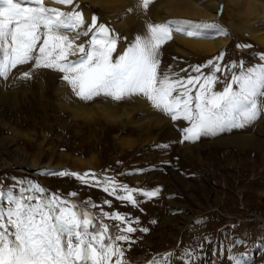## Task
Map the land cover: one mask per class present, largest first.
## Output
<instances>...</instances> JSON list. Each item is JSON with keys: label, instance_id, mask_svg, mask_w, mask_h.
<instances>
[{"label": "rangeland", "instance_id": "374dc122", "mask_svg": "<svg viewBox=\"0 0 264 264\" xmlns=\"http://www.w3.org/2000/svg\"><path fill=\"white\" fill-rule=\"evenodd\" d=\"M44 4L61 11L82 12L86 26L96 15L98 23L119 36L114 59L134 42L135 35L129 38L120 24L88 0L74 2V8L56 0ZM222 16V22L232 32L228 44L219 51L200 55L177 42L173 50L170 40L161 49V69L179 73L185 79L197 75L193 71L196 66L207 74L208 61L215 62L221 53L222 68L232 62L242 61L245 66L261 63L258 55L253 58L254 54H264V47L255 38V24L245 21L235 29L229 11ZM61 34L74 37L71 32ZM89 38L81 36L77 43H85ZM32 67L31 63L18 65L7 79L0 77V142H13L32 155L45 148L53 163L82 158L93 166L82 170L68 165L32 170L0 168V189L12 188L18 194L28 182L39 184L49 194L87 206L98 226L101 222L108 225L107 235L113 238L127 224L114 221L112 214L125 216L137 228L133 233H125L130 236L129 241L117 242L126 264H148L168 252L175 253L170 264H189L180 259L185 249L196 250L194 255L198 259L193 264H233L228 255L239 253L245 254L246 264H264V114L244 129L181 143L183 133L179 129L188 127L187 121H171L164 115L157 121L158 113H149L148 105L140 99L112 103L101 99L81 102L74 98L69 103L64 98L71 94L61 83V73L41 68L33 71L30 78L22 79V74ZM232 71L238 72V68ZM231 74L227 73L229 77ZM222 88L223 83L215 85L217 91ZM98 107L115 111L120 119L107 122ZM85 112L92 117L88 119ZM238 137L241 143L231 142ZM165 144L167 148L157 147ZM21 158L27 165L25 156L16 159ZM62 170L89 173L86 179L94 180V184L86 185L71 175L47 174ZM114 185L116 196L112 195ZM125 185L134 190L137 206L117 198L126 195ZM106 186L108 192L103 190ZM155 189H159L155 197L142 195L143 191ZM143 228L149 231L139 230ZM237 239L244 243L235 244Z\"/></svg>", "mask_w": 264, "mask_h": 264}, {"label": "snow or ice", "instance_id": "6c2138e0", "mask_svg": "<svg viewBox=\"0 0 264 264\" xmlns=\"http://www.w3.org/2000/svg\"><path fill=\"white\" fill-rule=\"evenodd\" d=\"M56 2L75 7L74 0ZM154 3L155 0H135L134 8L126 11L145 13ZM97 21L98 17L93 15L86 26L82 12L50 8L44 0H0V77L7 79L12 69L31 63L32 69L21 78H30L33 71L41 68L58 71L62 74L61 83L71 94L64 98L69 103L74 98L81 102L101 99L112 103L143 100L150 109L171 121L188 122V127L179 129L183 133L181 143L244 129L264 114V54H254L253 58L258 55L261 63L245 66L242 61L232 62L222 68L221 53L215 62L208 61L207 74L196 66L193 71L197 75L186 79L179 73L161 69L162 46L172 39L174 31L200 37L197 28L214 27L219 34L227 35L218 23H200L185 31L170 25H193V21L145 22L143 34L135 36L134 42L114 59L119 36ZM65 31L74 33V37L62 35ZM81 36L90 38L77 43ZM233 68H238V72H233ZM228 72L232 73L230 77ZM220 83L222 90H215ZM47 174L71 175L86 185L94 184V180L86 179L89 173L62 170ZM123 189L126 195L117 198L137 206L134 190L126 185ZM103 190L108 192L109 188ZM142 195L155 197L159 189L143 191ZM111 218L127 224L123 232L118 229L115 238L107 235V224L97 225L87 206L49 194L39 184L28 182L18 194L12 188L0 189V264H126L117 242L129 241L130 236L125 233H133L137 228L118 213ZM195 251L185 249L180 259L193 264L198 259ZM174 256L175 253L168 252L148 264H170ZM227 259L233 264H246L243 253L230 254Z\"/></svg>", "mask_w": 264, "mask_h": 264}, {"label": "bare ground", "instance_id": "6f19581e", "mask_svg": "<svg viewBox=\"0 0 264 264\" xmlns=\"http://www.w3.org/2000/svg\"><path fill=\"white\" fill-rule=\"evenodd\" d=\"M45 1L49 2L50 0H44V3ZM76 1L80 3L84 0H74V2ZM88 1L101 7L110 20L112 19L115 23L120 24L129 38H132L134 35H142L145 30V22L149 20H156L159 23L169 20L193 21V25H170L172 28L182 27L185 31L193 29L200 23H218L226 30L227 35L219 34L218 30L214 27L197 28V30L201 32L200 37H189L183 33L173 32L171 39L173 50L175 49L174 42H177L200 55H208L215 50L219 51L224 45L230 42L232 37L230 27L229 25L226 26L221 20V17L223 18L222 14L229 11L233 17L234 22L233 20L231 22L235 24V29L240 25L243 26L245 21L255 24L253 30H256V41L264 47V0H260V3L256 4L254 7L249 6V0H155V3L150 6L149 10L145 13L126 11L128 8H134L135 0ZM146 109L149 113L155 114L154 110L150 109L148 106ZM98 110L99 114L103 116L107 122H114L120 119L113 110H108L105 107H98ZM84 114L88 119L92 117L89 113L85 112ZM126 115H128V113H126ZM155 116L157 117V121L162 118L161 114H155ZM128 122L133 124L132 119H129ZM231 142L235 144L241 143L240 137L232 139ZM45 153L46 149L44 148L40 149L35 155L27 154L24 150L16 147L15 143L4 140L0 142V168L21 167L32 170L40 167L68 165L73 169L82 170L93 166L89 160L82 158H71L67 162L58 160L57 163H53L52 159H48L47 153ZM15 156L17 159L21 156H25L28 159V164H23L24 158L19 159L22 161H17ZM12 157H14V159H12Z\"/></svg>", "mask_w": 264, "mask_h": 264}, {"label": "clouds", "instance_id": "9594fccd", "mask_svg": "<svg viewBox=\"0 0 264 264\" xmlns=\"http://www.w3.org/2000/svg\"><path fill=\"white\" fill-rule=\"evenodd\" d=\"M258 3H260V0H249V6L251 7H254Z\"/></svg>", "mask_w": 264, "mask_h": 264}]
</instances>
